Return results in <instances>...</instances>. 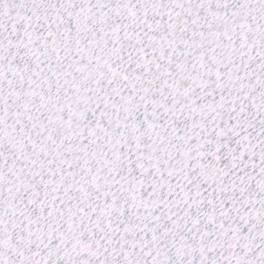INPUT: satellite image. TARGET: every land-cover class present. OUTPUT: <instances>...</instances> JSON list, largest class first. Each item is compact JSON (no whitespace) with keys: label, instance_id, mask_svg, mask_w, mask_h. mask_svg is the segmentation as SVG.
I'll use <instances>...</instances> for the list:
<instances>
[{"label":"snow or ice","instance_id":"6c2138e0","mask_svg":"<svg viewBox=\"0 0 264 264\" xmlns=\"http://www.w3.org/2000/svg\"><path fill=\"white\" fill-rule=\"evenodd\" d=\"M0 264H264V0H0Z\"/></svg>","mask_w":264,"mask_h":264}]
</instances>
